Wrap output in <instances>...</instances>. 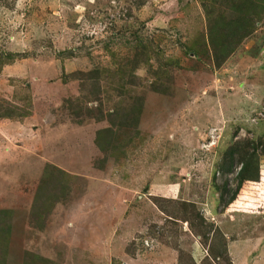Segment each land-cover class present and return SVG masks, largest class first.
I'll list each match as a JSON object with an SVG mask.
<instances>
[{"label": "rangeland", "instance_id": "obj_1", "mask_svg": "<svg viewBox=\"0 0 264 264\" xmlns=\"http://www.w3.org/2000/svg\"><path fill=\"white\" fill-rule=\"evenodd\" d=\"M0 115V264H264V0H0Z\"/></svg>", "mask_w": 264, "mask_h": 264}, {"label": "crops", "instance_id": "obj_2", "mask_svg": "<svg viewBox=\"0 0 264 264\" xmlns=\"http://www.w3.org/2000/svg\"><path fill=\"white\" fill-rule=\"evenodd\" d=\"M117 258L120 259L123 263H125V262L128 263L129 261H132L133 264H136V262L134 263L133 259L127 255H122L121 257L118 256Z\"/></svg>", "mask_w": 264, "mask_h": 264}, {"label": "trees", "instance_id": "obj_3", "mask_svg": "<svg viewBox=\"0 0 264 264\" xmlns=\"http://www.w3.org/2000/svg\"><path fill=\"white\" fill-rule=\"evenodd\" d=\"M0 117H4V116H3V115H0ZM236 146H237V145H236ZM236 146H235L234 148L231 149V155L234 154V153H238V151H237V147H236Z\"/></svg>", "mask_w": 264, "mask_h": 264}, {"label": "built area", "instance_id": "obj_4", "mask_svg": "<svg viewBox=\"0 0 264 264\" xmlns=\"http://www.w3.org/2000/svg\"><path fill=\"white\" fill-rule=\"evenodd\" d=\"M144 244H145V246H149L148 241H145Z\"/></svg>", "mask_w": 264, "mask_h": 264}]
</instances>
